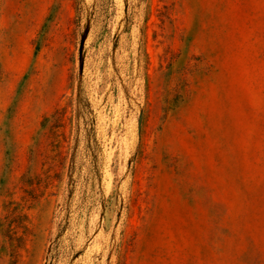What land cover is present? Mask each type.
Instances as JSON below:
<instances>
[{
    "label": "rangeland",
    "instance_id": "1",
    "mask_svg": "<svg viewBox=\"0 0 264 264\" xmlns=\"http://www.w3.org/2000/svg\"><path fill=\"white\" fill-rule=\"evenodd\" d=\"M78 5L0 0V264H264V0Z\"/></svg>",
    "mask_w": 264,
    "mask_h": 264
},
{
    "label": "trees",
    "instance_id": "2",
    "mask_svg": "<svg viewBox=\"0 0 264 264\" xmlns=\"http://www.w3.org/2000/svg\"><path fill=\"white\" fill-rule=\"evenodd\" d=\"M76 5H78L79 0H73ZM79 6V5H78Z\"/></svg>",
    "mask_w": 264,
    "mask_h": 264
}]
</instances>
